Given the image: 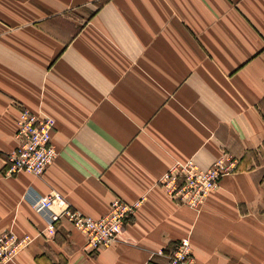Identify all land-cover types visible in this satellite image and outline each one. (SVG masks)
Masks as SVG:
<instances>
[{
	"label": "crops",
	"instance_id": "1",
	"mask_svg": "<svg viewBox=\"0 0 264 264\" xmlns=\"http://www.w3.org/2000/svg\"><path fill=\"white\" fill-rule=\"evenodd\" d=\"M54 121L42 176L5 175L21 109ZM234 166L200 208L161 186L177 162ZM51 192L99 219L141 201L99 251L34 202ZM7 264H264V0H0V235Z\"/></svg>",
	"mask_w": 264,
	"mask_h": 264
},
{
	"label": "built area",
	"instance_id": "2",
	"mask_svg": "<svg viewBox=\"0 0 264 264\" xmlns=\"http://www.w3.org/2000/svg\"><path fill=\"white\" fill-rule=\"evenodd\" d=\"M17 124V146L5 157V175L27 172L40 177L58 154L52 143L54 121L45 113L37 115L23 108ZM233 168L226 158L217 160L209 169L199 168L194 161L177 162L162 176L160 184L177 203L198 209ZM140 203H127L117 198L108 213L99 219L73 209L58 192L38 198L33 207L48 215V234L55 235L57 224L65 219L86 236L87 249L99 251L118 239ZM32 241L29 235L18 236L11 231L1 234L0 264L13 262ZM159 254L166 257L165 264H196L188 238L181 239L170 251Z\"/></svg>",
	"mask_w": 264,
	"mask_h": 264
}]
</instances>
